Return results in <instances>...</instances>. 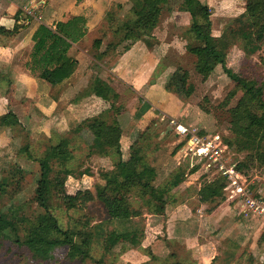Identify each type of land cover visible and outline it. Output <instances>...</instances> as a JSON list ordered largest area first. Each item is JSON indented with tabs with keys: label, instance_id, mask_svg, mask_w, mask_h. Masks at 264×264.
Returning a JSON list of instances; mask_svg holds the SVG:
<instances>
[{
	"label": "rangeland",
	"instance_id": "obj_1",
	"mask_svg": "<svg viewBox=\"0 0 264 264\" xmlns=\"http://www.w3.org/2000/svg\"><path fill=\"white\" fill-rule=\"evenodd\" d=\"M200 1L209 8L212 34L219 37L226 30V36L223 35L222 40L225 43V66L228 74L221 65H217L206 77L196 71V56L191 51L196 40L189 31L191 18L182 8V0H167L159 12L157 24L150 30L147 46L142 38L130 39L124 35L126 22H132L136 13L145 12L143 0H111L107 9L111 16L105 15L99 27L88 34L82 45L88 54L92 52L99 61H104L107 67L116 57L126 54L117 75L101 71V76L111 83L113 90L118 94L113 109H110L108 104L98 105L94 98L84 95L87 93L85 90L80 96L72 92L65 95L62 93L63 88L55 87L51 91H58L57 94L61 98L66 96L68 103L69 100L73 101V108L70 107L66 112V117L68 114L73 115V112L77 114L73 115L72 121L66 127V122L59 119L58 115L55 119L52 111L49 112L51 117L42 114L39 104L45 106L46 102L26 95L25 88L16 89L18 93L15 94L13 84L5 88L6 90H1L0 87V116L1 113L13 109L20 119L19 124L1 133L7 140L6 143H0L1 216L9 221H22L23 223L18 224V235L24 237L25 228L28 226L26 220H32V217L42 212L32 200L38 178V164L34 157L46 155L50 159L52 174L58 170L61 176L64 173L62 170L68 171L63 186L65 190L69 193L81 190L85 194L82 205L67 209L59 195L55 191L52 192L47 211L55 216L59 228L75 232L82 227L99 225L93 236L88 258L78 255L71 257L67 244L55 246L50 257L39 258L25 246L15 243L9 232H4L0 234V264H94V260L98 258H102L105 264H246L250 258L247 246L249 240H254L256 252H261L254 264H264V218L261 215L253 214L250 220L253 227H240L244 225V220H248L250 214L240 213L239 207L237 211L232 208L233 214L228 218H234L231 226H227V221L222 220L217 227H207L210 223L202 222V210L210 211L212 208L208 207L220 201L231 205L230 201L225 199V192L220 189V194L215 200L210 198L211 202L204 205L202 210L199 207V213L196 207L199 205L196 188L188 190L182 183L187 179L186 174L189 172L186 166H191L190 162L197 156L182 157L183 152L180 153L179 148L184 143L183 138L175 136L170 120L196 126L202 134L216 132L229 138L232 136L229 124L230 109L235 106L241 95L240 91H236L231 99L226 100L228 92L232 91L235 85L232 75L253 77L264 83V38L251 45L235 31L237 27H247V18L243 17L246 0ZM238 16L239 21L234 23ZM115 29L117 30L114 32ZM95 38L101 40L98 49L91 43ZM109 43L112 45L106 53L99 56ZM67 55L71 57L68 52ZM84 65L85 63L81 67ZM114 67L116 66L111 65V68ZM135 74V78L142 82V86L136 90L126 81L134 78L132 75ZM144 74L145 80L142 78ZM125 76L128 78L125 79ZM66 84L68 85L67 82ZM26 99L28 104L25 105ZM144 104H148L147 109L137 116L135 112ZM94 111L95 115H100V118L107 122L116 120L121 129L120 150L123 158H127L129 154L127 144L139 145L144 159L156 165L159 178L164 176V168L175 170L182 164L180 166L184 169L185 177L169 190L168 203L163 213H150L139 197L130 194L127 198L132 215L127 219L121 198L113 196L105 189L103 176L113 169L116 154L114 148H93L91 134L83 120ZM46 118L49 121H46ZM64 138L67 139L66 149L70 151L71 156L64 163L55 165L51 150ZM261 145L264 150V137ZM229 156L234 162L242 159L244 153L229 148ZM179 157L182 158L180 163ZM244 170L247 171L244 176L250 183L252 194L264 197V164L252 159ZM195 172L199 178L197 175L191 183L197 180L203 183L201 172ZM169 178L168 176L159 184ZM187 203L192 209L189 218L192 223L184 224L180 212L183 210L185 213L188 207L175 205ZM174 211L179 214L176 219L179 223L175 225L168 221V215ZM218 219L219 216L216 215L214 224ZM200 223L203 224V229H200ZM237 225L239 228H236ZM129 227L143 231L138 244L118 242L108 251L103 248L102 237L106 232L121 231ZM218 227L221 231L241 234L237 239L244 236L242 245L239 246L235 236L226 239L223 244H219L220 238L217 239L216 253L213 245L216 242L210 236L218 231L217 234L221 233L220 229L215 230ZM213 229L215 231L211 233ZM232 230L236 231L233 233ZM245 230H249L251 234H244ZM191 237L194 240L190 239ZM222 249L225 250L219 258Z\"/></svg>",
	"mask_w": 264,
	"mask_h": 264
},
{
	"label": "trees",
	"instance_id": "obj_2",
	"mask_svg": "<svg viewBox=\"0 0 264 264\" xmlns=\"http://www.w3.org/2000/svg\"><path fill=\"white\" fill-rule=\"evenodd\" d=\"M166 2L167 0H143L145 12L143 14L136 13L132 22H126L125 38H142L147 46L150 30L157 24L159 12ZM182 8L190 14L189 31L196 40L195 45L191 48L196 56V71L206 77L217 65H221L228 74L229 71L225 66V43L222 40V36H226V30L219 37L212 34L209 8L200 0H182ZM110 16L111 13L107 11L106 17ZM244 16L247 18V27H237L235 29L237 34L247 44L252 45L254 42L261 41L264 38V0H246ZM237 21H239V16L234 19V23ZM85 22L86 17L80 14L66 20H58L54 22V27L43 23L39 24L32 34L34 44L25 62V67L31 73H36L38 77L52 84L68 78L74 71L77 61L68 56L67 52L73 43L85 35ZM14 31L15 28L7 30L0 27V33ZM92 44L98 49L101 44L100 38H95ZM111 45L109 43L99 56L104 55ZM232 79L235 85L233 90L228 92L226 100L231 99L236 91H240L241 95L235 106L230 109L229 124L232 136L229 138L222 136V139L229 148L244 153L242 159L234 161V166L238 171L246 174L247 171L244 170V167L249 166L252 159L264 164V150L261 145V140L264 137V83L253 77L239 74L232 75ZM84 90L87 92L86 94L83 92ZM84 90H82V94H93L106 105L108 104L110 109L114 108V101L118 94L107 80L95 76L90 79ZM147 107L148 104H144L138 108L139 110L135 112L136 115L140 116ZM100 117V115L92 113L83 122L91 134L93 148L99 150L103 147L114 148L116 154L113 169L103 176L105 189L113 196L117 195L121 198L127 219L132 215L127 198L130 194L139 197L150 213H163L168 203L169 190L185 177L184 169L180 166L182 164L176 167L169 175L170 178L163 184H155V167L144 159L142 148L135 143L130 144L128 157L123 158L120 150L121 129L119 125L115 119L107 122ZM0 124L13 127L19 124L18 117L8 110L0 116ZM66 144L67 139L64 138L52 148L51 154L55 165L64 163L71 156L70 151L66 149ZM34 160L38 164V178L32 200L42 209V212L32 217V220H26L28 226L25 228L22 238L18 235V224L23 222L6 220L0 214V234L9 232L15 243L25 246L39 258L50 257L52 249L60 244L69 246L71 257L78 255L81 258H88L93 236L99 225L82 227L75 232L61 230L55 216L47 211L48 201L53 191L59 195L67 209L82 205L85 201V194L81 190L75 193L65 190L63 186L68 171L62 170L64 173L61 176L58 174V170L52 174L48 156L34 157ZM186 167L189 168V172L194 171V168L190 169V164ZM200 177L204 178L205 174L203 173ZM222 186L221 177H216L211 182L204 181L197 191L199 201L205 202L218 196ZM142 233L143 231L134 227L124 228L121 231L110 230L102 237L103 248L108 251L118 242L136 245L140 242ZM94 264H105V262L102 258H98L94 260Z\"/></svg>",
	"mask_w": 264,
	"mask_h": 264
},
{
	"label": "crops",
	"instance_id": "obj_3",
	"mask_svg": "<svg viewBox=\"0 0 264 264\" xmlns=\"http://www.w3.org/2000/svg\"><path fill=\"white\" fill-rule=\"evenodd\" d=\"M111 3V0H0V27H3L7 30H12L15 28L14 32L11 33H0V87L1 90H6L7 87L10 84L14 85V93L17 94L16 89H22L25 88L26 95L31 96L32 99L40 98L44 104H39V110L42 114L49 115V112L51 111L55 114L54 118L57 119V115L59 116V119L61 118L62 121L66 122L65 126L67 127L70 122L72 121L73 115L76 116V112H73L72 114H68L66 117V112L70 110V107L73 108V101L68 103V98L65 96L61 98L58 96L57 92L51 91V89H54L55 87L63 88L62 93L67 95L66 93L72 92L75 95H83L82 90L85 89L88 82L91 78L95 76H99L102 79H104L101 76V71L104 70V72L112 73L113 75H117L119 73V67L120 63L124 58H126V54H121L118 57L115 58V60L111 63V65H115L116 67L111 68L110 66H105L104 61H99L92 52L86 51V49L83 47L82 42L83 40L88 36V34L91 31H94L96 28L99 27L100 23L104 20V17L106 15V12L108 11V6ZM84 15L86 17L85 22V28H86V34L77 42L73 43L72 46L69 48L68 53L73 57L77 63L75 66L74 71L72 74L64 79L62 82H57L55 85L52 83L37 77V75L31 73L26 67L25 62L29 57L30 52L32 51V47L34 44V41L32 39V34L37 28V26L40 23H44L46 25L54 27V22L58 20H66L74 15ZM92 43V42H91ZM151 59V58H149ZM85 63L83 67L81 65ZM154 65V64H153ZM152 71V70H151ZM94 72V74H93ZM73 75V76H72ZM72 80L69 82V79ZM135 75H132L131 80H126L129 84L133 85V89H138L141 87V83L139 78H135ZM128 78L125 76V79ZM144 80L146 78L145 74L142 77ZM106 80V79H105ZM2 81V82H1ZM108 81V80H107ZM68 83V85L65 83ZM108 83L111 85V83L108 81ZM33 86H32V85ZM6 88V89H5ZM67 88V89H66ZM14 94V95H15ZM62 96V95H61ZM78 96V97H79ZM89 97L94 98L98 105H106L99 97L94 96L93 94L87 95ZM31 99V100H32ZM80 100V99H78ZM1 101V100H0ZM33 101V100H32ZM48 101V102H47ZM30 102V101H29ZM102 102V103H101ZM19 103V101H18ZM31 103V102H30ZM68 103V105H67ZM1 104V102H0ZM28 104V100L26 99L25 105ZM1 107V106H0ZM45 107V108H44ZM31 109V108H29ZM46 109V111H44ZM13 113V109H10ZM183 109H181L182 111ZM44 111V112H42ZM78 111V110H77ZM7 112V111H6ZM6 112H3L1 114H4ZM93 113H96L95 111ZM16 114V113H15ZM17 116V114H16ZM18 117V116H17ZM51 117V116H50ZM18 117V121H19ZM46 121H49L48 118H46ZM20 122V121H19ZM7 128H10L9 126L0 124V143H6V137L2 136L1 133L3 130L6 131ZM122 140H120L121 142ZM129 147V144H127V148ZM123 151V150H122ZM124 156V155H123ZM125 158V157H124ZM182 158L178 162L180 163ZM156 170V178H155V184H159L161 181H163L165 178H167L170 175V172L174 170L173 168L166 167L164 176L159 178V171L156 167V165L152 162H150ZM178 164V163H177ZM167 169V170H166ZM158 171V172H157ZM198 173L195 171H190L188 174H186L187 179H184L182 181L185 188L188 190L190 188H196V191L200 188L202 185V181H195V183L192 181L197 177ZM199 178V175H198ZM191 179V180H190ZM203 182H204V178ZM181 183V184H182ZM191 183V184H190ZM217 196L213 197L212 200H215ZM228 201V200H227ZM211 202V199L205 202H201L198 199L199 205L197 207V212L201 213V210L204 209V205H209ZM213 202V201H212ZM228 203V202H227ZM231 205H225L223 202H219L213 206H210L208 208H212V210L203 211L202 217H203V223H210L207 227L214 225L219 226L218 223H221L227 221V226H231L233 223V217L232 220L228 219L233 214L232 208H234L236 211L238 210L237 207H239V203L236 201H230ZM229 203V204H230ZM175 206H186L188 207V210L184 211L181 210L180 214L183 215L181 219H183L182 223L184 224L186 222L192 223V221L189 220V218L192 215V209L190 208V205L187 204H178ZM201 208V210L199 209ZM240 211V207L239 210ZM206 212V213H205ZM239 213V212H238ZM178 213L176 211L170 212L168 215V221L172 222L173 225H175L177 222L179 223L178 219ZM218 215L219 219L214 224L213 220L214 217ZM253 214L246 216L248 217V220H244V225H240V227H253V224L250 222L252 219ZM181 221V220H180ZM206 221V222H205ZM201 222V223H202ZM199 224L201 227L200 229H203V224ZM172 226V225H171ZM191 226H193L191 224ZM236 228H239L237 225ZM220 229L219 234L213 233L215 230ZM211 230L210 234L216 243H213L214 245V251H217L218 243L217 239H220V243L225 242L226 239H229L230 237L235 236V239L239 242V246L242 245L244 236H240L238 239L237 237L241 234H232L228 231H221V228ZM201 233V231H200ZM251 234L249 230H245L244 234ZM199 234V232H197ZM217 235L218 238H217ZM246 237L249 239V236L246 235ZM197 238V237H195ZM190 239H193L191 237ZM225 245V243H224ZM227 246V245H225ZM247 246L249 247V254H248V262L246 264H254V261L257 259V257L261 254V252H256V247L254 244V240L247 242ZM225 249L221 250V256H223ZM217 253V252H216ZM219 253V254H220ZM255 257V258H254ZM252 260V261H250Z\"/></svg>",
	"mask_w": 264,
	"mask_h": 264
},
{
	"label": "built area",
	"instance_id": "obj_4",
	"mask_svg": "<svg viewBox=\"0 0 264 264\" xmlns=\"http://www.w3.org/2000/svg\"><path fill=\"white\" fill-rule=\"evenodd\" d=\"M173 132L177 138H183V145L179 152L182 157L195 155L197 158L191 162L190 169L205 174L204 181L211 182L221 177L224 191L228 201L239 203L240 213L258 214L264 218V197L252 194L250 183L244 174L238 171L234 162L230 160L229 147L219 133L202 134L198 127L188 126L175 120H170ZM181 157H179V160Z\"/></svg>",
	"mask_w": 264,
	"mask_h": 264
}]
</instances>
